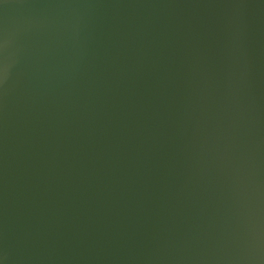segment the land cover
<instances>
[{"label": "water", "instance_id": "95a60500", "mask_svg": "<svg viewBox=\"0 0 264 264\" xmlns=\"http://www.w3.org/2000/svg\"><path fill=\"white\" fill-rule=\"evenodd\" d=\"M0 264H264V0H0Z\"/></svg>", "mask_w": 264, "mask_h": 264}]
</instances>
